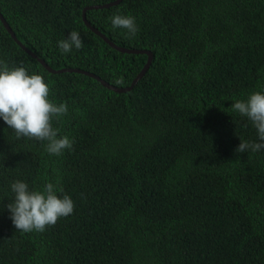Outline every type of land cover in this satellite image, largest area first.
Returning <instances> with one entry per match:
<instances>
[{
    "label": "trees",
    "instance_id": "16d2710c",
    "mask_svg": "<svg viewBox=\"0 0 264 264\" xmlns=\"http://www.w3.org/2000/svg\"><path fill=\"white\" fill-rule=\"evenodd\" d=\"M110 1L0 0V14L52 69L125 88L147 55L114 49L82 20ZM117 11L136 18L134 37L111 25ZM85 17L116 45L151 52L130 89L48 71L0 20V61L43 75L68 105L53 127L72 141L51 154L0 120V264H264V149L235 151L257 136L232 108L264 89V0H120ZM72 29L83 47L62 54ZM14 179L54 183L73 212L16 229Z\"/></svg>",
    "mask_w": 264,
    "mask_h": 264
},
{
    "label": "clouds",
    "instance_id": "9594fccd",
    "mask_svg": "<svg viewBox=\"0 0 264 264\" xmlns=\"http://www.w3.org/2000/svg\"><path fill=\"white\" fill-rule=\"evenodd\" d=\"M109 20L114 28L126 30L128 37H134L138 31L136 18L132 15L117 11ZM56 43L62 54L80 49L84 44L76 29L68 31ZM232 108L251 122L257 136L251 144L240 140L235 151L244 152L249 147L255 151L264 149V89L248 93L245 99H236ZM67 110L66 102L56 103L50 98L49 84L42 74L29 73L23 62L9 66L0 61V120L13 129L17 137L47 141V152L61 153L71 147L72 141L66 135H58L52 121ZM9 187L12 199L6 208L16 229L43 231L46 225L54 224L59 217L73 212L71 196L62 193L52 182H46L37 189L30 188L25 180L14 179Z\"/></svg>",
    "mask_w": 264,
    "mask_h": 264
},
{
    "label": "water",
    "instance_id": "95a60500",
    "mask_svg": "<svg viewBox=\"0 0 264 264\" xmlns=\"http://www.w3.org/2000/svg\"><path fill=\"white\" fill-rule=\"evenodd\" d=\"M120 0H113L107 3H103V4H98V5H90V6H86L83 8L82 10V20L84 22V24L91 29L96 35H98L100 38H102L107 44H109L111 47H113L114 49H117L121 52H127V53H145L147 55V59L146 62L144 64V66L141 68V70L138 72V74L135 76V78L133 79V81L131 82L130 86L125 87V88H118L113 86L112 84L104 81L103 79H101L98 75H95L92 72L89 71H85V70H79L76 68H70V67H65V68H61V69H52L50 66L47 65V63H45L43 60H41L40 58H38L33 52H31L29 49H27L20 41H18L14 35V33L12 32L11 28L9 27V25L6 23L5 19L3 18V16L0 14V20L2 21L3 25L5 26V28L7 29V31L10 33L11 37L15 40V42L29 55H31L32 57L36 58L37 61H39L48 71L53 72V73H58V72H63V71H76V72H81L84 73L86 75L91 76L92 78H95L97 81L101 82L103 85L107 86L108 88L114 90V91H125L128 90L132 87L133 84H135L139 78H141V76L143 75V73L147 70V68L150 65L151 59H152V54L149 50H144V49H130V48H125V47H121L116 45L114 42H112L109 38H107L104 34H102L99 30H97L95 27H93L87 20L85 17V11L87 9H92V8H103V7H108L114 4H117Z\"/></svg>",
    "mask_w": 264,
    "mask_h": 264
}]
</instances>
